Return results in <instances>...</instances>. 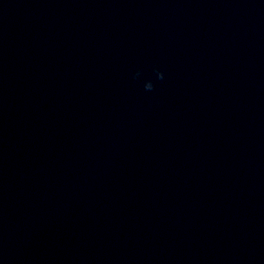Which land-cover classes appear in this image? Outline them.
<instances>
[{
	"label": "water",
	"instance_id": "1",
	"mask_svg": "<svg viewBox=\"0 0 264 264\" xmlns=\"http://www.w3.org/2000/svg\"><path fill=\"white\" fill-rule=\"evenodd\" d=\"M0 264H264V0H0Z\"/></svg>",
	"mask_w": 264,
	"mask_h": 264
},
{
	"label": "clouds",
	"instance_id": "2",
	"mask_svg": "<svg viewBox=\"0 0 264 264\" xmlns=\"http://www.w3.org/2000/svg\"><path fill=\"white\" fill-rule=\"evenodd\" d=\"M155 73H156V78L159 79V80H162L164 78V74L162 72L159 71V69H154ZM142 75V73L140 71H137L135 74H134V78H140V76ZM144 89L146 91H153L154 89V84L152 82V80H148L144 83Z\"/></svg>",
	"mask_w": 264,
	"mask_h": 264
}]
</instances>
